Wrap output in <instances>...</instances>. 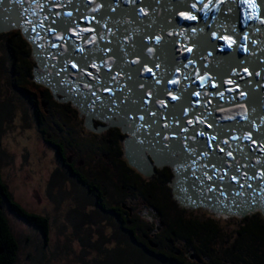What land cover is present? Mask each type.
<instances>
[{
	"label": "bare ground",
	"instance_id": "bare-ground-1",
	"mask_svg": "<svg viewBox=\"0 0 264 264\" xmlns=\"http://www.w3.org/2000/svg\"><path fill=\"white\" fill-rule=\"evenodd\" d=\"M21 1L3 0L2 7L14 10ZM30 1L36 7L30 5L23 9L26 18L30 19L27 24L32 31L34 58L39 64L42 82L57 93L68 94L75 103L84 98L85 102L77 107L86 110L92 127V116L110 121L111 117L102 116L117 117L111 125L120 127L129 135L125 151L131 164L150 173L154 166L148 157L152 156L158 168H171L175 175L174 184L170 185L174 187L173 196L178 203L190 209L205 196L204 192L208 191L211 183L216 197L234 198L236 206L256 199L242 187L245 183L241 177L255 169V162L259 163L257 153L264 147V136H247L238 124L242 117L264 123V106L261 112L252 109L244 114L223 110L222 99L228 100L231 96L224 90V85L233 82L240 68L228 61L220 62L217 68L214 60L212 66L207 64V47H201L199 62L203 71L194 80L190 69L198 61L190 46L185 49L183 45L192 34L198 39H206V30L211 27L210 48H213L214 40H225L234 48V52L220 48L218 51L223 58L246 62L247 57H242L245 41L247 45L258 44L262 51L256 56L264 61V33L261 36L254 34L260 17H264V0H202L205 5H215V9L220 3L221 13H227L226 22L213 24L206 17L211 24L198 22L193 27H190L191 21L204 19L198 16L202 4L199 0H37L40 5L36 0ZM49 4L43 23L40 22L43 20L41 15L33 18V12L43 14V8ZM28 13H31L30 17ZM246 14L251 16L250 21L244 20ZM17 21L18 18L12 15L8 19L11 26H7L0 8L1 27L12 28ZM247 30L251 32L250 38L243 36L242 31ZM152 31L159 35L158 40L149 42L145 37L149 43H144L140 34ZM173 47L176 48L175 53L172 52ZM139 48L143 53L137 50ZM126 52L128 55L135 52L140 59L134 58L129 62ZM173 54L182 61L177 75L172 68L176 61ZM139 64L145 68L144 71ZM98 69L106 70L107 75L104 72L97 74ZM157 75L176 76L177 81L169 79L166 82ZM104 83L114 89L110 99V91L106 97L96 91L104 87ZM242 83L247 88H262L258 99L264 97V67H247L242 74ZM214 88H219V94L223 96ZM224 103L229 105L227 101ZM216 114L222 122L215 127L218 140L212 141L206 132L208 126H213V121L206 123V120L209 115ZM248 125L244 124V128ZM195 141L203 143L207 149L194 152L192 144ZM246 141H251L253 148L245 156L236 152L222 156L221 151L226 150L227 142L235 151ZM173 149L180 153H173ZM204 155L205 162L209 161L208 166L203 162L196 163ZM255 174L264 180V167L260 166ZM212 198L216 201L214 196ZM217 218L225 220L230 217L223 214Z\"/></svg>",
	"mask_w": 264,
	"mask_h": 264
},
{
	"label": "trees",
	"instance_id": "trees-1",
	"mask_svg": "<svg viewBox=\"0 0 264 264\" xmlns=\"http://www.w3.org/2000/svg\"><path fill=\"white\" fill-rule=\"evenodd\" d=\"M0 42L1 50L4 53L1 64L3 67H7L5 73L8 74L9 83L20 100L28 104L24 93L31 94L40 99L42 108H44L43 105L50 103V107L57 105L64 109L52 97L48 89L39 87L32 81L35 62L30 44L23 35L19 31L0 33ZM40 88L43 91H40ZM13 109L12 104L2 105L0 110V138L3 122L12 118ZM42 123V121L37 122V126L44 135L47 128ZM115 130H119L118 138H122L121 130ZM111 134L114 132L108 135ZM115 134L117 135V133ZM118 138L111 145H107L105 142L99 145L82 142L75 146L80 157L93 159L97 147L100 146L99 153L102 152L103 158H101L104 161V158L115 160V167L117 168L114 172H109L107 166H103L99 175L95 173L89 177L98 182L106 183L108 177L117 176V181L120 184L117 189L119 186L127 185V182L130 181L129 178H132V174L136 172L124 158V149L120 152L117 149ZM1 161L0 252H2L0 253V264H17L21 249L19 241L11 230L6 209L19 219L24 220L28 226L34 228L42 236L43 240L38 246L37 256L32 253L27 254L28 260L32 264H42L45 259L43 252L49 243V219L28 212L14 201L13 195L1 178L3 166ZM119 163L120 166H118ZM155 173L157 175L155 180L159 179V176L161 178L160 181L155 182L159 184L160 190H164V193H146L144 198L151 200L152 204L149 207L156 209L161 214L166 225L165 237L160 240L156 239L159 235L152 236L155 229L154 222H148L141 215H137V220L135 218L128 219L131 226H127L124 220L119 223L115 219L112 204L116 193H108L107 198L104 197V193H95V195H93L94 193H64V198L75 200V207H72V214L69 219L76 222L78 226H82L79 228L80 231L86 230L84 235L79 238L82 246L80 258L82 264H264V217L261 214H253L244 218H229L236 219L239 226L225 240L220 231L221 228H218L214 222L204 219L203 216L184 218L183 215L188 211L180 207L168 191L170 190L168 184L171 181V174L168 176L170 172L161 175H159V171H155ZM54 181L57 182V185L62 183L56 177ZM125 187L128 188L129 186ZM105 189L109 188L106 187ZM105 189H101V191ZM48 194L52 198V193ZM89 208L92 210L88 211ZM105 225L109 226L111 234L107 235L104 232ZM94 227L97 228L95 231L98 235L97 240H94ZM135 231L136 233H134ZM144 237L148 240L145 241ZM27 240L29 241V239ZM149 241L157 245V248L151 247ZM191 248L197 252H190ZM91 251H94L96 256L91 257ZM191 255L195 256L194 260L190 258Z\"/></svg>",
	"mask_w": 264,
	"mask_h": 264
},
{
	"label": "rangeland",
	"instance_id": "rangeland-1",
	"mask_svg": "<svg viewBox=\"0 0 264 264\" xmlns=\"http://www.w3.org/2000/svg\"><path fill=\"white\" fill-rule=\"evenodd\" d=\"M3 57L4 53L1 50L0 42V110L2 105L6 103L12 104L14 107L12 118L4 121L2 127V136L0 138V160H2L1 162L3 165L1 178L3 183L7 185L9 192L13 195L15 202L20 204L28 212L49 219V243L43 252L45 259L42 264H82L80 262L82 246L79 242V238L84 235L86 230L83 229L80 231L79 228L82 226H78L76 222L69 219L72 214V207H75V200L64 198L65 194L60 193V189L57 185H53V189H51L50 185V188L48 187L50 177L53 175L52 171L55 162L54 152L45 145L42 136L34 130V124L30 117L28 105L23 100H20L9 83L8 74L5 73L7 67H3L1 64ZM61 107H64V109H56L58 113L56 120L60 121L58 124L61 126L62 130L65 133H71L70 137L79 143L85 141V143L99 145L103 143L111 132L120 135L118 134L119 130L112 128L111 131L95 137L93 134L89 133V131L84 130L82 126L84 119L82 117H80L79 120L77 119V113L74 108H71L69 104H64ZM122 135V138H118L116 144L119 152L125 149L124 141L126 135L123 133ZM101 153L102 152L98 154L99 158H103V154ZM85 160L89 161L90 158H86ZM89 164L91 172L96 173L100 171L106 163L104 161L97 162V160H94L89 161ZM169 169L172 170L171 168ZM159 172V175H161L168 174L170 171L163 168V170H159ZM89 176L93 175L90 174ZM168 176H170V173ZM146 180L158 182L161 178L159 176L157 180H155V177L146 178ZM170 183L171 181L168 185H170ZM65 185L66 186H63L62 189L66 191L70 188L71 184L68 185L65 183ZM47 193H52V198L55 199L48 197L49 194L47 195ZM61 199L63 200L61 201ZM90 210L92 209L89 208L88 211ZM186 210L188 212L183 215L184 218L203 216L204 219L214 222L218 228H221L220 231L225 237V240H227V237L232 235L239 226L236 219L226 218L225 220H220L215 218V216L213 217L203 212L202 209ZM5 211L11 230L21 245L17 264H32V262L28 260L27 254L32 253L37 256L38 246L41 245L43 240L42 236L8 209ZM157 223H159L158 220ZM104 227V232L107 235L111 234L109 226L105 225ZM95 231H97V228L94 227V240H97L98 235ZM27 239H29V241ZM90 255L94 257L96 253L91 251Z\"/></svg>",
	"mask_w": 264,
	"mask_h": 264
},
{
	"label": "flooded vegetation",
	"instance_id": "flooded-vegetation-1",
	"mask_svg": "<svg viewBox=\"0 0 264 264\" xmlns=\"http://www.w3.org/2000/svg\"><path fill=\"white\" fill-rule=\"evenodd\" d=\"M32 81L37 86L48 89V91L51 93L52 97L55 99L53 92L49 88L45 87L44 85L38 84L34 80V76H33ZM108 81H109V79H108ZM108 81L106 83H108ZM99 86H101V85L99 84ZM39 90L43 91L41 88ZM57 94L65 95L69 98L68 99L67 97H64V96L60 97L58 95L60 98H63L65 100L67 99V101H64V102L57 101V102L60 105L69 104L71 106V108H74L76 110V113H77V119L79 120L80 117H82L84 119V123L82 126H83L85 131H88V129H87L88 118H87L86 113L84 111H82L81 109H79L74 104L73 99L68 94H61L59 92ZM24 95H25L24 97L28 101L27 105H28V109L30 110V117L32 118L31 120L33 121V124H34V130L42 136V138L44 139L45 145L47 147H49L50 150H52L54 152L55 162H54V167H53V171H52L53 175H51V177H50V182L48 183V187L50 185L52 188L53 185H55V186L57 185L56 184L57 182L54 181V179L56 177V179L58 181L62 182L60 185H57L58 188L60 189V193H94L93 195H95V193H104L105 198H107L108 193H116L115 197H114V203L112 204L113 215L119 223H122L124 220L127 226H131V222L128 221V219L135 218V220H137V218H136L137 215H141V217L143 219H145V216L148 215L149 212H154L156 214H160L156 211V209L149 207L152 204L151 200H145V198H144V195L146 193H164V190L159 189V184L157 182L146 180V178L139 175V173L136 170H135L136 172L134 174H132V178L131 177L129 178L130 181L127 182V185H125V186H129L128 188H126L125 186H119V189H117V186L120 184L117 181V178H116L117 176H114V175H112L111 177H108V180L106 183L101 182V181L98 182V181L94 180L93 178L91 179L89 177V175L90 174L95 175V173L91 172V169H89V165H90L89 161H94V160H97V162H103L104 161L101 157L99 158V156H98L100 146L97 147V151L94 153L93 159H90L89 161H87V160H85L86 157H84V156L80 157L78 152H77L78 150L75 147L76 144H78L79 142H77L75 139L71 138L69 133H65L62 130L61 126L58 124V122H60V121L56 120V116L58 114L56 109L57 108L61 109V108L57 105H55V106L53 105L50 107V103L43 105L44 108H42V106L40 104V99L38 97L33 96L31 94L29 95L26 93H24ZM110 98H112V97H109V99ZM54 108H56V109H54ZM112 112H113V110L111 111V113ZM102 117L103 118H110L111 117V121L105 120V119H100V118H95L93 116L91 117L93 128L95 130L104 129L101 133H97V132L93 133V132L89 131V133L95 135V137L97 135H102L108 131H111L112 128L117 129L116 127H118V126L110 125V124H112V121L117 120V117H114V119H113V116H107V117L102 116ZM39 121L40 122L42 121L43 122L42 124H44L45 127L47 128L45 130L44 135L42 134V131L40 132L38 129L37 122H39ZM103 126H106V127H103ZM121 133H122V131H121ZM117 138H118V135H116V134L108 135L105 138V140L103 141V143L105 142V143H107V145H111V144H113L114 140H117ZM83 142H85V141H83ZM124 148H125V146H124ZM151 157L149 156L148 158H149L151 164L153 165L152 161L155 163H156V161L154 160L153 157H152L153 160L151 161V159H152ZM104 159H105L104 162L105 163L107 162V164H105L103 166L104 167L107 166V170L109 172H114L115 169L117 168V167H115L116 166V162H114L115 160L106 159V158H104ZM155 163L153 166H155ZM120 165L121 164L119 163L118 166H120ZM156 165H157V163H156ZM159 169L155 170V168H153L154 172L159 171ZM166 169H168L170 171L171 179L173 178L171 180V183H170V185L173 186L174 181H175L174 172L172 170H170L169 168H166ZM161 170H163V169H161ZM100 171L96 172V175H99ZM63 179H65V180H63ZM65 183H67L68 185L71 184L70 188H68L66 191H65V189L64 190L62 189L63 186L64 187L66 186ZM75 184H77V185H75ZM106 187H108L109 189H105ZM101 189H105V190L101 191ZM172 190H174V187L170 189V193L173 197V191ZM119 193H121V194H119ZM47 195H48V193H47ZM48 197H50V196H48ZM108 201H110V198H108ZM171 202H172V200H171ZM205 213H207V212H205ZM215 218H217V217H215ZM217 219H219V218H217ZM157 220L159 221V223H157ZM147 221L150 223L155 222L154 223L155 229L152 232V236L154 237L155 235H159L156 239L157 240L163 239L165 237V234H166V231H165L166 225L163 221V218L161 217L160 219L158 218L156 220L149 219ZM134 233H136V231ZM144 239H145V241L148 240V239H146V237H144ZM156 248H157V245H156L155 249ZM166 250H168V248H166ZM189 251L193 252V253L197 252L193 248H191ZM190 258L194 260L195 256L191 255Z\"/></svg>",
	"mask_w": 264,
	"mask_h": 264
},
{
	"label": "water",
	"instance_id": "water-1",
	"mask_svg": "<svg viewBox=\"0 0 264 264\" xmlns=\"http://www.w3.org/2000/svg\"><path fill=\"white\" fill-rule=\"evenodd\" d=\"M37 1V0H36ZM27 16H31V13H28L27 14ZM28 20H30V19H28ZM29 22V21H28ZM30 23V22H29ZM3 31H7V28L4 26V28L3 27H1L0 26V33H3ZM37 74L39 73L38 72V70H37V72H36ZM37 83H42V84H44L45 86H47V87H49V89H51V91L53 92V94H54V96H55V100L56 101H62V102H64L65 101V99H63V98H60L59 96H57V94H56V92H55V90L53 91L52 90V88L50 87V86H48L47 84H45V83H43L42 81H38ZM87 129H88V131H91V132H93V133H95V132H97V133H101L104 129H99V130H95L91 125H89V123H88V121H87ZM123 131V130H122ZM127 142V141H126ZM125 142V143H126ZM124 143V146L126 145ZM125 159H126V161L128 162V164L130 165V167H132L134 170H136L141 176H143L144 178H152V177H157V175H156V173L154 172V170H153V167H151V172L150 173H147V172H144V171H142L141 169H139L138 167H136V166H134L133 164H131L130 163V161H129V159L126 157V151H125V157H124ZM208 195H205L204 196V198L205 197H207ZM207 198H209V197H207ZM173 199L176 201V199L173 197ZM176 203L178 204V205H180L181 207H183V208H186V209H190V207H188L187 205H185V206H187V207H184V206H182L180 203H178L177 201H176ZM208 203H211V201L210 200H208ZM202 206V209H203V211H205V212H207L208 214H210V215H212V216H215V217H220V216H222L224 213H221V212H219V210H218V213L217 212H215L216 210H214V209H212L211 207H209V205L208 204H201V201H197V204L195 205V207H193V208H191V210H194V209H196V208H200ZM219 208V207H218ZM214 211V212H213ZM238 216H240V215H244L243 213H241V212H238V213H236ZM225 216H227V214H224ZM160 219L161 218V215L160 214H156V213H154V212H149L148 213V215H146L145 216V219L146 220H149V219H151V220H156V219ZM150 246L151 247H153V248H155L156 247V245H154L152 242H150ZM2 252V251H1ZM0 252V253H1Z\"/></svg>",
	"mask_w": 264,
	"mask_h": 264
},
{
	"label": "snow or ice",
	"instance_id": "snow-or-ice-1",
	"mask_svg": "<svg viewBox=\"0 0 264 264\" xmlns=\"http://www.w3.org/2000/svg\"><path fill=\"white\" fill-rule=\"evenodd\" d=\"M252 7L255 9V8H256V5L253 4ZM192 18L194 19V17H192ZM257 18L259 19V17H257ZM261 22L264 23V19H262ZM73 67H75V65H73ZM229 154H230V153H229ZM234 179H235V177H234Z\"/></svg>",
	"mask_w": 264,
	"mask_h": 264
}]
</instances>
